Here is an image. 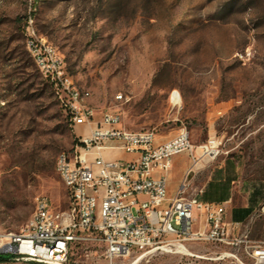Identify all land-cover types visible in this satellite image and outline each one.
<instances>
[{"label":"rangeland","instance_id":"obj_1","mask_svg":"<svg viewBox=\"0 0 264 264\" xmlns=\"http://www.w3.org/2000/svg\"><path fill=\"white\" fill-rule=\"evenodd\" d=\"M29 16L99 116L115 111L126 129L160 135L186 127L195 145L216 134L220 154L198 183L230 175L235 199L264 188V0H0V232L24 231L39 195L67 209L56 161L84 131L27 49ZM255 224L252 237L264 238ZM188 248L194 255L147 248L112 264H255L239 247ZM104 249L76 244L69 264H110ZM11 255L0 264H39Z\"/></svg>","mask_w":264,"mask_h":264},{"label":"built area","instance_id":"obj_2","mask_svg":"<svg viewBox=\"0 0 264 264\" xmlns=\"http://www.w3.org/2000/svg\"><path fill=\"white\" fill-rule=\"evenodd\" d=\"M26 46L71 125L84 131L72 152H62L56 161L68 193L67 209L56 210L47 196H37L24 231L0 232V254L39 264H69L74 245L98 241L112 264L147 248L194 255L188 246L203 243L243 248L255 264H264V240L250 239L249 230L230 237L224 204L203 200L202 190L188 195L186 186L169 198L166 178L155 176L168 172L180 154L191 158L192 168L203 159H215L223 144L220 137L214 134L195 145L188 129L181 127L161 141L156 129H126L118 112L98 116L88 103L91 93L77 86L64 55L37 33L31 16L26 19Z\"/></svg>","mask_w":264,"mask_h":264},{"label":"crops","instance_id":"obj_3","mask_svg":"<svg viewBox=\"0 0 264 264\" xmlns=\"http://www.w3.org/2000/svg\"><path fill=\"white\" fill-rule=\"evenodd\" d=\"M159 136L161 141L172 137L160 134ZM180 155L184 157L182 162L177 161L176 157L179 156L177 155L173 158L172 167L168 172L164 174L157 172L155 174L156 177L164 176L166 178L169 198H174L183 186H186L188 195H195L202 190L203 200L225 205V221L229 224L230 237L240 236L243 232L249 230L250 239L264 240V238L254 239L252 237L253 228L259 226V224L255 223L257 221H264V188L260 190L256 188L246 190L241 198L235 199V188L231 187L235 180L231 181L232 176L230 175H225L222 178H209L203 185L198 183L199 172L213 159H203L192 168L193 163L191 158L187 154ZM120 157L124 159L131 158L130 155L126 154H120ZM237 223L240 226L234 228L233 225ZM229 246L221 245L223 249Z\"/></svg>","mask_w":264,"mask_h":264},{"label":"trees","instance_id":"obj_4","mask_svg":"<svg viewBox=\"0 0 264 264\" xmlns=\"http://www.w3.org/2000/svg\"><path fill=\"white\" fill-rule=\"evenodd\" d=\"M7 260H8V258H4V257L0 256V262H4V261H7Z\"/></svg>","mask_w":264,"mask_h":264},{"label":"bare ground","instance_id":"obj_5","mask_svg":"<svg viewBox=\"0 0 264 264\" xmlns=\"http://www.w3.org/2000/svg\"><path fill=\"white\" fill-rule=\"evenodd\" d=\"M172 99H173L174 102H177V101H178V98H177L176 95H173V98H172ZM189 255H190V254H189Z\"/></svg>","mask_w":264,"mask_h":264}]
</instances>
